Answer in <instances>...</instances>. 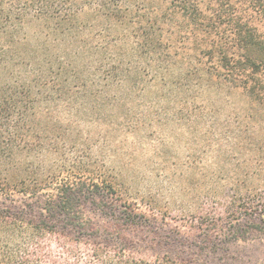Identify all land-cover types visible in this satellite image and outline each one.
<instances>
[{"label": "trees", "instance_id": "obj_1", "mask_svg": "<svg viewBox=\"0 0 264 264\" xmlns=\"http://www.w3.org/2000/svg\"><path fill=\"white\" fill-rule=\"evenodd\" d=\"M142 2L152 11L117 4L98 11L96 19L110 33L112 25L126 26L134 62L131 70L112 67L103 83H90L84 68L40 79V52L52 57L55 44L48 38L34 44L25 29L44 22L77 65L88 52L87 33L95 29L90 21L78 23L86 11H42L46 6L38 1L0 0V264H241L231 248L264 234V0ZM131 24L140 25L130 32ZM76 34L84 46L77 47ZM181 52L192 65L189 73L177 60ZM45 64L52 71L55 61ZM24 72L34 77L25 80ZM167 80L176 86L185 80L188 98L199 86L220 94L219 103L223 95L241 96L245 108L237 120L255 129L245 146L246 172L230 175L229 189H213L195 212L184 208L179 215L194 221L199 239L154 231L157 216L166 220L171 211L154 197L132 200L125 182L90 165L84 151L93 155L92 138L75 130L96 118L102 127L124 124L133 109L116 110L112 94L128 85L130 98H142L141 92ZM174 102L191 104L178 97ZM137 116L141 126L144 115ZM140 232L152 235L143 238L147 252L138 251L133 239Z\"/></svg>", "mask_w": 264, "mask_h": 264}, {"label": "rangeland", "instance_id": "obj_2", "mask_svg": "<svg viewBox=\"0 0 264 264\" xmlns=\"http://www.w3.org/2000/svg\"><path fill=\"white\" fill-rule=\"evenodd\" d=\"M6 1L15 4L38 1L40 8L46 6L42 11L57 9L86 11L85 15H81L78 23L90 21L93 28L95 26L94 31L90 30L86 36L89 41L88 52L83 59L79 57L77 65L75 59L69 57L70 48L63 44L59 36L51 35L44 22L26 26L25 29L28 30L34 44L41 43L47 38L51 44H55V48L52 49L54 51L51 50L50 53L52 57L46 56L45 51L40 52L42 68L45 72L38 74V77L44 81L52 79L59 72L86 69L87 72L83 74L90 83H100V81L103 83L107 71L112 67L119 71L121 66L131 70L130 63L134 62L132 35H127L124 30L126 26L122 24L112 25L113 31L110 33L103 19L101 17L96 19L100 16L98 11L105 10L113 4L123 6V10L131 7L129 11H152L142 0ZM143 5L146 10L139 9ZM139 25L131 24L130 32ZM169 28L171 27L167 26L166 29ZM74 41L78 48L84 46L78 34L75 35ZM125 54L130 56L124 57ZM60 58L62 65L56 63V59ZM48 59L51 62L55 61L52 71H50L51 66L45 64ZM177 60L182 66L184 65L185 72L189 73L187 70L192 65L187 56L181 52ZM23 76L25 80L34 77L32 74L26 75L25 72ZM168 83V80L165 84L157 82V86L152 90L141 92L142 98L139 94L130 98L126 85L121 90L115 91L110 98L111 105H119L116 109L119 112L133 109L131 117L122 120L124 124L102 127L100 119L96 118L91 122L87 120V123L78 126L75 130L77 134L83 130V134L92 138L89 144L94 147L93 155L87 150L84 151V155L90 159L88 162L91 163L90 165L112 177L116 183L125 182L123 185L128 189L132 200L154 197L163 209L168 208L171 211V217L166 220L160 215L157 216L156 226L152 228L154 231L166 235L172 233L173 229L179 231L183 238L199 239V231L192 224L194 221L182 220L179 215L187 213L182 212L184 208L188 209V213L195 212L203 198L212 197L213 189L217 188L222 192L231 187L232 181L228 180L230 175L246 172L244 162L249 159V155L245 146L246 142H250L249 136L255 129L249 131L250 125L247 127L246 122L243 124L241 120H237L238 113L245 108L241 96L234 95L229 98L223 95L224 102L219 103L217 100L221 99L220 94L199 86L194 89L196 96L188 98L190 89L188 85H184L185 80L177 86ZM163 85H167L166 89L172 91L161 90ZM98 87L95 86L93 90L99 89ZM114 97H117V100ZM175 97L179 100L189 99L191 104L187 106L188 108L179 102L176 104ZM118 101L119 103L116 104ZM104 113L102 112L103 115ZM141 114L145 118L142 127L137 116ZM241 132L242 138L235 140ZM216 176H221L222 179ZM209 204L213 207L211 201ZM142 208L146 211L144 207ZM146 213L148 216H154L149 211ZM147 235L152 237L147 232H140L133 238L138 243V251H146L147 244L143 238ZM231 249L232 255L238 258V263L264 264V234L253 233L244 242L237 243Z\"/></svg>", "mask_w": 264, "mask_h": 264}]
</instances>
